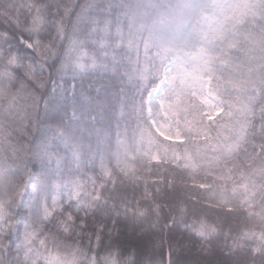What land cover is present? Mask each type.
<instances>
[{
	"label": "snow or ice",
	"instance_id": "snow-or-ice-1",
	"mask_svg": "<svg viewBox=\"0 0 264 264\" xmlns=\"http://www.w3.org/2000/svg\"><path fill=\"white\" fill-rule=\"evenodd\" d=\"M0 264H264V0H0Z\"/></svg>",
	"mask_w": 264,
	"mask_h": 264
}]
</instances>
